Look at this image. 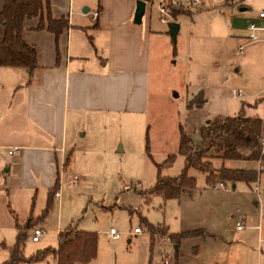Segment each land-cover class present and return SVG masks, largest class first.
I'll return each instance as SVG.
<instances>
[{"label": "rangeland", "instance_id": "1", "mask_svg": "<svg viewBox=\"0 0 264 264\" xmlns=\"http://www.w3.org/2000/svg\"><path fill=\"white\" fill-rule=\"evenodd\" d=\"M95 3L90 0L88 4L92 10ZM239 8L235 5L233 12L231 8L219 11L210 7V12L203 10L198 19L179 15L176 19L181 29L175 41L169 22L160 20L154 3L151 22L160 35L152 40V110L143 116L109 112L95 119L87 114L85 119L69 122L66 167L61 159L58 167H47L36 157L27 161L20 146H11V152L10 147L0 150L4 164L0 167V264L10 258L9 247L17 241L18 224L26 226L24 254L28 258L40 249L57 246L59 230L77 227L98 233V254L90 264H264V204L261 211L260 204L254 202L259 198L255 186H264V170H259L264 149L261 159L224 161L229 167L258 169L259 179L252 184L237 181L233 187L232 182L224 181L225 186H219L218 180L211 182L204 171L192 167L189 174L197 181L193 191L168 198L148 192L157 181V163H161L162 175H178L184 168L185 156L178 152L180 124L198 145L201 121L238 113L264 120V40L235 52L239 44L228 36V26L243 29L252 21L261 23L258 18L264 0H256L245 10ZM237 11L247 19L233 25ZM254 12L258 18L249 16ZM91 17L89 14L93 21ZM96 36L95 30L89 29L82 38L88 68L96 56ZM195 43H203L198 53ZM196 85L209 101L189 109V93ZM239 88L245 93L242 98L233 92ZM22 126L24 130L33 128L25 118ZM147 131L152 157L146 152ZM171 153L176 154L174 159L165 161ZM58 171L61 196H54L48 205ZM74 174L79 175L77 180ZM237 219L245 223L244 228L237 227ZM151 225L158 230L153 234L155 240ZM112 226L121 232L119 238L109 234ZM137 226L141 232L135 231ZM36 227L45 230L38 241L33 240ZM200 228L203 232L185 235L179 244L170 237L174 232ZM20 264L56 262L49 254Z\"/></svg>", "mask_w": 264, "mask_h": 264}, {"label": "crops", "instance_id": "2", "mask_svg": "<svg viewBox=\"0 0 264 264\" xmlns=\"http://www.w3.org/2000/svg\"><path fill=\"white\" fill-rule=\"evenodd\" d=\"M95 1L92 10L88 5L90 0H51L54 17H66L69 20L68 27L59 38L47 29L35 28L39 16L25 19L23 35L28 43L36 46L38 67L29 81L30 74L26 67L0 65V150L10 147L11 152V146L16 148L20 146L25 149L27 161L36 157L45 162L47 167L56 165L58 167L62 162L64 168L69 122L72 124L76 119H85L87 114H91V118L95 119L109 112L121 115L135 113L143 116L152 110L150 95L152 40L160 35L151 22V7L154 2L147 1L142 22L136 23L134 13L137 0ZM208 1V5L189 9L179 15L191 14L198 19V14L203 10L210 12V7L216 6L219 11L231 8L234 12L235 5H239L240 10H245L256 2V0ZM4 2L5 0H0V11ZM96 9L100 10L97 19L93 17V11ZM89 14L92 15L93 21L90 20ZM241 16L242 13L237 11L232 24L239 25L241 18L246 21L247 16ZM249 16L258 18L257 12ZM258 19L264 23V17L259 15ZM243 27L233 29L228 26L229 38H233L238 44L243 42L247 35L246 31L248 32L247 25ZM88 28L95 30L97 35L96 56L90 68L85 61L86 52L83 50L85 41L82 40ZM76 31L79 33H75ZM4 34L5 26L0 23V40ZM73 36L76 37L75 42ZM200 47H203V43L193 45L196 53ZM234 51L236 52V49ZM191 70L195 68L192 66ZM191 73L193 74V71ZM200 91L205 94V91L196 85L195 90L189 93V99ZM207 101L209 96L208 98L206 96L204 105ZM193 107L195 106L189 109ZM227 115L230 114L220 117ZM23 118L33 126L32 129H23ZM208 120L201 121L200 128ZM129 128L127 126V130ZM1 159L0 156V167L3 164ZM57 177L61 183L59 171ZM235 184L234 187L237 186V183ZM260 186L264 191V186L261 184ZM254 202L260 204L257 199ZM260 207L262 211L263 206ZM154 233L151 234L152 240H155ZM52 256L56 262L55 256L53 254Z\"/></svg>", "mask_w": 264, "mask_h": 264}, {"label": "trees", "instance_id": "3", "mask_svg": "<svg viewBox=\"0 0 264 264\" xmlns=\"http://www.w3.org/2000/svg\"><path fill=\"white\" fill-rule=\"evenodd\" d=\"M153 2L154 0H146ZM188 8H173L174 19ZM39 16L36 29H47L59 38L69 20L66 17L56 18L52 14L51 0H5L0 11V23L5 26V34L0 40V65L22 66L29 70L30 80L38 67L37 49L28 43L23 35L26 18ZM206 101L203 91L188 100V107H201ZM264 120L260 116H247L243 113L217 116L210 119L200 129L201 143L195 144L193 138L180 124V144L178 152L185 156V165L178 175H162L161 163L158 164V177L155 185L148 192L162 193L166 198L180 196L184 191L196 187V177L189 174L190 168H197L206 173L209 181H246L254 183L259 179L258 169L234 168L224 164L229 158L261 159L264 149ZM146 152L152 157L149 132L146 134ZM175 153L168 155L165 161H171ZM222 162L216 164L215 160ZM262 171V170H261ZM59 187L57 177L54 187L49 191L48 205L53 201ZM31 224V222H30ZM29 224V225H30ZM17 241L10 246V258L1 264H20L22 261L33 262L49 254L56 258V264H90L98 254V233L92 230L68 227L60 230L58 245L38 250L31 257L24 254L27 237L26 226L18 224ZM152 233L158 231L150 226ZM167 232V228L165 230ZM203 232V229L174 232L171 239L179 244L180 239L188 234ZM168 233V232H167ZM4 245V243H2Z\"/></svg>", "mask_w": 264, "mask_h": 264}, {"label": "built area", "instance_id": "4", "mask_svg": "<svg viewBox=\"0 0 264 264\" xmlns=\"http://www.w3.org/2000/svg\"><path fill=\"white\" fill-rule=\"evenodd\" d=\"M207 1L208 0H154L153 2L157 5L158 11L160 13V20L162 22H169L172 19H174L172 12L173 8H188V9L200 8L205 6L207 4ZM235 1H239V0H235ZM99 13H100L99 9L94 10L93 17L97 19ZM259 15L260 17H264V10L260 11ZM247 28H248V34L244 38V41L238 45V47L236 48V52L244 51L248 43L264 40V24L258 23L257 21H252L248 24ZM233 92L236 97L242 98L245 96L244 90L241 88L234 89ZM259 170H264V164H260ZM73 178L74 180H77L79 178V175L74 174ZM218 184L219 186H225L224 181H219ZM255 189L259 195V198L257 200L260 203V205L263 206L262 204H264V191L262 190L259 183L255 186ZM55 196L57 197L61 196V192L59 189L56 190ZM236 224L239 229L245 227V223L241 219H237ZM135 231L141 232L142 228L137 226L135 227ZM44 233L45 230L42 227H36L33 232V240L34 241L40 240V237ZM109 234L113 238H119L121 236V232L118 231L114 226L110 228ZM164 239L168 240L170 238L168 236H164Z\"/></svg>", "mask_w": 264, "mask_h": 264}, {"label": "water", "instance_id": "5", "mask_svg": "<svg viewBox=\"0 0 264 264\" xmlns=\"http://www.w3.org/2000/svg\"><path fill=\"white\" fill-rule=\"evenodd\" d=\"M146 6H147L146 0H137L136 9H135V13H134V21L136 23L142 22L143 16L146 12ZM179 29H180V22H178L176 20L169 21V32L175 41L177 40V34H178ZM235 185L236 184L233 183V187ZM176 248H177V245H176Z\"/></svg>", "mask_w": 264, "mask_h": 264}]
</instances>
